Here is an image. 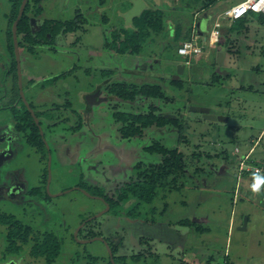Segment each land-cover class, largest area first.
<instances>
[{
	"label": "rangeland",
	"instance_id": "rangeland-1",
	"mask_svg": "<svg viewBox=\"0 0 264 264\" xmlns=\"http://www.w3.org/2000/svg\"><path fill=\"white\" fill-rule=\"evenodd\" d=\"M39 1L42 13L38 18L30 16L33 35L44 19L72 22L76 15L82 16L80 28L59 34L46 48L19 49L24 95L48 118L41 129L61 160L54 165L53 156L50 193L68 192L56 198L34 192L27 201L26 191L44 184L39 180H45L47 161L26 145L8 110L14 106L19 111L22 106L11 50V4L0 0V215L12 216L31 229L27 244L9 253L5 251L7 226L0 224V264L10 259L18 264H45L31 249L32 238L41 244L47 233L60 242L56 260L74 261L77 253L106 260L107 249L101 242L81 245L73 238L82 222L103 211L104 205L72 189L98 198L130 197L132 184L143 189V171L164 166L162 156L145 158L141 152L154 143L183 154L185 175L172 176L176 182L167 177L165 188L158 189L149 204L134 208L131 197L120 202L90 221L79 237L116 238L118 243L112 247L114 255L125 259L122 264H205L202 259L207 256L217 264L224 253L231 264H264V25L255 20L236 36L226 31L218 49L202 43L207 58L204 54L186 58L176 54L178 32L171 39L161 33L141 43L125 36L136 32L130 20L133 9L137 13L131 7L133 0ZM242 1L223 0L216 9L223 12ZM169 21L179 27V18ZM120 43H127V52L116 51ZM186 60L185 67L194 66L182 74L183 85L175 89L170 81L179 62ZM213 77H218V83L208 85ZM117 84L156 85L161 97L137 96L124 102L110 94ZM97 87L99 102L91 104L88 115L81 97ZM190 107L208 108L227 121L207 122ZM120 112L175 115L183 131L178 133L173 125L152 126L126 142L117 135L121 124L114 115ZM77 122L84 129L72 135ZM251 148L250 155L244 156ZM198 154L195 161L191 156ZM244 157L260 166H256L259 173H246L243 179L238 167ZM257 183L260 190L254 192ZM13 194L19 196L16 204L7 199ZM244 218L246 229L241 231ZM182 220L191 225L178 224ZM136 256L141 258L138 263L133 261Z\"/></svg>",
	"mask_w": 264,
	"mask_h": 264
},
{
	"label": "trees",
	"instance_id": "trees-1",
	"mask_svg": "<svg viewBox=\"0 0 264 264\" xmlns=\"http://www.w3.org/2000/svg\"><path fill=\"white\" fill-rule=\"evenodd\" d=\"M22 0H10L11 10H12V19L11 24L15 20L17 16V12ZM201 1V0H200ZM218 0H202V9L205 10L211 5H213ZM39 0H28L23 12L21 19L17 25V42L19 49L26 48L34 50L35 47L38 46H48L50 45L51 41L55 39L59 34L63 33H71L80 28V24L82 22V16L80 14L76 15L72 22H61V21H52L48 19H44L42 22L39 31L34 35L31 34L30 30V16L38 18L39 15L42 13V8L38 6ZM37 7V8H36ZM251 14V17L255 18L259 23L264 25V16L248 13ZM247 14V15H248ZM246 15V16H247ZM245 16V17H246ZM241 18L236 20L232 23L229 32L236 33L240 30L244 29L245 26L248 24L250 20L247 18ZM165 16L161 11H154V10H144L139 16L135 17L132 20V25L136 29L135 33L132 32H125V36L129 39H136L138 43L143 41H147L152 36H158L165 30ZM235 25V26H233ZM180 35V32H178ZM12 39V37H11ZM50 40V41H49ZM141 41V42H140ZM12 42V40H11ZM228 42V41H227ZM127 43H120L119 46L116 48V51L119 53H125L128 50ZM11 50L13 52V44L11 46ZM138 52L139 47H137ZM187 61V60H186ZM13 65H15V61H13ZM218 77H213L207 83L208 85H215L218 83ZM171 85L177 89L181 88L183 85L182 80H174L171 81ZM110 94L114 95L115 97L119 98L122 101H130L137 96L148 97L151 99H157L161 97L160 89L158 86H142L140 88H135L132 86H128L126 84H117L112 85L110 89ZM115 117L122 120L124 123L130 121L131 123L127 126L125 133L127 135H132L134 133L140 134V130L142 128H146L152 125L157 127H162L166 124L173 125L178 127L179 131L182 133L183 129L178 126L177 120H166L163 117H157L155 115H125V114H116ZM13 118L16 122V127L19 131L29 132L28 135V143L32 145H42V141L40 139L38 128L34 123V120L28 113V111H24V113L14 112ZM41 124V123H40ZM79 126V125H78ZM77 129V128H76ZM155 152L161 154V156H167L163 161L164 166L161 170L154 169L152 171H144L143 175L145 177L144 181L142 182L143 189L138 190V187L135 184H132L130 187L129 192H131V198L135 204V208L140 203L149 204L153 201L156 197L157 190L165 188V180L167 177L172 176H184L186 171V166L183 161L184 156L178 149L167 150L164 147L160 146L159 144L155 143L153 147L150 148ZM201 155H193L191 156L195 161H198ZM206 157L210 158L209 154ZM169 164V167L167 165ZM255 166H260L258 164H254ZM238 167V166H237ZM249 174V173H247ZM244 175H246L244 173ZM181 176V177H182ZM256 178V174L253 175ZM176 178V177H175ZM173 182H176L177 179H173ZM171 180V181H172ZM101 196V195H99ZM102 197V196H101ZM120 197V196H119ZM113 197L112 198H105V201L109 204L110 209H116L119 206L120 202H125L129 200V196L125 197ZM103 198V197H102ZM136 216V215H135ZM0 224L5 225L6 227V239H7V247L6 252L15 253L18 252L22 245H26L28 242V236L31 233V229L29 227H22L18 221H15L12 216H4L0 215ZM178 224L180 225H191L188 220L179 221ZM34 245L31 249V254L35 257H43L47 264H51L55 258L60 253V242L58 241L57 237L53 234H44L42 236V243H38V239L36 237L32 238ZM113 251V250H112ZM114 252V251H113ZM97 259H91L92 262L96 261ZM214 260V258L210 259L209 262ZM110 264V263H108ZM210 264V263H208Z\"/></svg>",
	"mask_w": 264,
	"mask_h": 264
},
{
	"label": "flooded vegetation",
	"instance_id": "flooded-vegetation-1",
	"mask_svg": "<svg viewBox=\"0 0 264 264\" xmlns=\"http://www.w3.org/2000/svg\"><path fill=\"white\" fill-rule=\"evenodd\" d=\"M9 3H10V0H9ZM42 25V24H41ZM195 26H196V24H195ZM196 28V27H195ZM197 29V28H196ZM209 32H210V30L208 31V32H206V38H207V36H208V34H209ZM12 37V36H11ZM50 41V40H49ZM13 44V43H12ZM38 47H40V48H46L47 46H38ZM19 48V47H18ZM14 54V53H13ZM19 58H20V55H19ZM14 61H15V56H14ZM15 68H16V62H15ZM16 76H17V74H16ZM182 76V75H181ZM181 76H179V78L178 79H176L175 77L171 80V81H174V80H176V81H178V80H182V79H180V77ZM21 77H22V74H21ZM61 78H64V77H61ZM60 78V79H61ZM59 79V78H58ZM65 79V78H64ZM61 80H63V79H61ZM171 81H170V83H171ZM10 84H11V82H10ZM17 89H18V85H17ZM22 91H23V86H22ZM96 92H99L100 93V90H99V87H97L96 89H94L90 94H87V95H83L82 97H81V102H83L84 104H85V110L84 111H86V114H90L91 112H89V111H91V109H90V107H91V104H94V103H98L99 102V96L97 97V100H95L94 102H89L88 101V97L89 96H91L92 94H94V93H96ZM23 94H24V91H23ZM18 95H19V91H18ZM24 98H25V100H26V97H25V95H24ZM151 99V98H150ZM19 101H20V103H21V110H22V112H21V110L19 109V111L21 112V113H24V111L26 110V111H28V113L30 114V116L32 117V119L34 120V117L37 119V121H38V124H36L35 123V121H34V123H35V125L37 126V128H38V133H39V136H40V139H41V141H42V145H39V144H34V145H32V144H30V143H28V135H29V132H23V131H19L18 129H17V127H16V125H15V128H16V131L19 133V135H20V137H22L23 139H24V141H26V145L27 146H30L31 148V150H33L35 153H38L40 156H42V154H43V156L45 157V160L47 161V163H46V174H45V180L43 179V177L39 180V181H41V182H44V184L42 185V187H36V189H31V190H27L26 191V195L28 196V200L27 201H29L30 200V198H32V194L35 192V193H37V194H39V195H41V194H43L44 192L48 195V196H50L51 198H54V197H52L51 195H55V194H51L50 193V184H51V165H52V160H53V156H54V165H55V162H58V164H61V160L57 157V153H58V150H57V148L56 149H54V148H52L51 146H49V144L46 142V139H45V136H44V131L41 129V127H42V124H43V120H46V119H48L47 117L45 118V117H42L43 116V114L41 113V112H43V111H41V110H39V111H41V112H39L38 110H36L33 106V104H30L27 100H26V103H27V106H28V108L26 107V105L23 103V101L21 100V98L19 97ZM124 102H128V101H124ZM14 108V106H12V107H8V110L10 109V112L12 113V115L14 114V112H19L18 111V109H13ZM30 110L33 112V114H34V117L32 116V114H31V112H30ZM19 112V113H20ZM117 114H125V115H134V116H139V115H136V114H133V113H125V112H120V113H117ZM148 115H150V114H148ZM165 115H170V116H175V115H171V114H167V113H163L162 115H161V117H163L164 119H166V120H169V119H172V120H177L175 117L174 118H165ZM115 116V115H114ZM156 116V115H155ZM117 120H115L116 121V123L117 122H119L120 124H121V129H120V132L119 133H117V135H118V137L121 139V140H123V141H126V142H128V141H130V140H132V139H135V138H138L139 136H141L143 133V131H144V129H146V128H149V127H152V126H155V125H152V126H149V127H146V128H142L141 130H140V134H137V133H134V134H132V135H127L126 133H125V131H126V128H127V126L131 123L130 121H128V122H123L122 120H120V119H118V118H116ZM178 121V120H177ZM42 122V123H41ZM16 123V122H15ZM41 123V124H40ZM79 125V126H78ZM166 125H170V124H166ZM166 125H164V126H162V127H165ZM180 128H182L183 129V127H182V125L180 126V125H178ZM155 127H157V126H155ZM162 127H158V128H162ZM175 127V126H174ZM77 128V129H76ZM89 128V127H88ZM175 128H177L178 129V127H175ZM82 129H84L83 128V126H80V122H77L76 123V125L75 126H73L72 128H71V130H70V134H72V135H76V134H81L82 133ZM87 129V128H86ZM40 131L42 132V134L40 133ZM178 131V133H181L180 131H179V129L177 130ZM155 144V143H154ZM154 144H152V145H149V146H146V148L145 149H142L141 150V152L143 153V155H144V157L145 158H147V157H149V156H151V154H156V155H160L161 156V154H159V153H157V152H155L154 150H151L150 148L151 147H153V145ZM158 144V143H157ZM161 146V145H160ZM163 147V146H162ZM166 149V148H165ZM168 150V149H167ZM42 153V154H41ZM125 154H127V153H125ZM132 156V155H131ZM162 160H164L165 158H167V156H162ZM42 159V158H41ZM42 161V160H41ZM40 161V162H41ZM85 161H87V160H85ZM141 161L140 160H138L135 164H133V165H136L137 163H140ZM48 164H49V171H50V183H49V186H48V192H47V190H46V186H47V180H48ZM132 165V166H133ZM154 170V169H153ZM144 172V171H143ZM74 190H76V191H80L81 189H79V188H73ZM64 192H66V191H64ZM64 192H61V193H64ZM81 192V191H80ZM25 192H23V193H21V195L22 194H24ZM41 193V194H40ZM20 194V193H19ZM57 194V193H56ZM20 195V196H21ZM18 195L17 194H13V195H11L10 196V198H7V199H9V200H12V203H14V204H16L17 202V200H18ZM25 199V198H24ZM101 199H103V201H100L103 205H104V209H105V204H108L106 201H105V199L104 198H101ZM99 201V200H98ZM108 206H109V204H108ZM135 206V204H134V202H133V207ZM135 208V207H134ZM111 209H110V206H109V210H108V212L110 211ZM107 212V213H108ZM107 213H105V214H107ZM104 215V214H103ZM101 217V216H100ZM134 217V216H133ZM137 217V216H136ZM135 217V218H136ZM90 218V217H89ZM87 220V219H86ZM86 220H84L83 222H82V224L86 221ZM92 221V220H91ZM89 222L90 221H88V222H85L84 224H83V226L79 229V231H78V233H77V239L79 240V241H83V240H86V239H91V238H94V237H99L98 235H93V236H91V237H82V238H80L79 236L80 235H83V231H84V229L86 228V226L89 224ZM81 224V225H82ZM80 225V226H81ZM79 226V227H80ZM48 234H50V233H48ZM85 236V235H84ZM74 238V237H73ZM101 238V237H100ZM106 243H107V245H108V247L110 248V251H111V253H112V258H113V262H114V264H122L124 261H125V259L124 258H118V256H116V255H114V249H113V247H112V243L113 242H117L118 243V241H117V239L116 238H113V239H105V238H102ZM116 240V241H115ZM74 241L77 243V244H81V243H79V242H77L75 239H74ZM102 243V242H101ZM103 244V243H102ZM81 245H84V244H81ZM104 245V244H103ZM105 246V245H104ZM113 250V251H112ZM40 257V256H39ZM134 258V257H133ZM57 258H55V260L51 263V264H108V263H110L111 264V262H110V259H109V257H108V254H107V259L106 260H101V259H99V258H94V257H90V256H85V255H80L79 253H77V254H75V258H73L74 259V261L71 259H69V261H63L62 262V260H60V259H58V260H56ZM91 259H97L96 261H94V262H92L91 261ZM141 258H140V256H136L134 259H133V261H134V263H138L139 262V260H140ZM45 260V259H44ZM159 260V257H155L154 258V261H158ZM10 264V263H13V264H18V262H16V261H14L13 259H10L9 261H7V262H5L4 264ZM154 262H152L151 264H153ZM45 264H47L46 263V261H45ZM156 264V263H155Z\"/></svg>",
	"mask_w": 264,
	"mask_h": 264
},
{
	"label": "crops",
	"instance_id": "crops-1",
	"mask_svg": "<svg viewBox=\"0 0 264 264\" xmlns=\"http://www.w3.org/2000/svg\"><path fill=\"white\" fill-rule=\"evenodd\" d=\"M223 0H218L217 2H215L213 5H211L210 7H208L207 9L203 10L202 9V0H133V5L131 7L136 8L137 9V13L134 14V10L133 9V14L130 15V20L132 23V20L139 16L144 10H156V11H161L164 16H167V11L172 12V14H169L170 17L173 19L175 18H179V21L177 23H179V27H176L174 25V22L169 21V18L166 17V25L167 28L163 31V33L168 35V38H174L176 37V33L180 32V40L178 41L177 47H180L183 43L190 41L192 38H197L198 42L200 43V46L202 48V53L203 52V47H202V43L204 42V38H206V32H208L212 25L213 22L215 20V17H217V15H219V13L221 14L222 12L217 11V5L220 4V2ZM185 3V4H183ZM187 10V13L185 12H181L183 10ZM227 9V8H225ZM217 11V12H216ZM121 13H125V15H127L128 13L126 11H123ZM177 16H174L175 14ZM128 16V15H127ZM181 16H184L183 18H181ZM245 18H247L248 20H250L248 22V24L250 22L255 21L256 19L251 17V14H248ZM196 23H200V27L199 29L195 28V24ZM233 22H229V21H225L224 24L221 26L220 28V38L222 37L223 33H225L227 31V33H229L231 36H236L237 34H239V32L236 33H231L229 32V29L231 27ZM199 32L202 33V36H198ZM224 37V36H223ZM219 38V39H220ZM230 40V39H228ZM210 47V46H209ZM219 47V42L216 45V49H218ZM211 48V47H210ZM177 54V51H176ZM178 55V54H177ZM200 55V54H199ZM180 56V55H178ZM192 56V55H191ZM189 56V57H191ZM204 56L207 58L208 57V53L206 52V54H204ZM183 57V56H181ZM186 57V58H189ZM184 62H189V61H182L179 62V64H183ZM191 62V61H190ZM191 66L194 65H186L184 72H186V70H189ZM253 151V149L251 148L249 150V152L246 155H250V153ZM237 153V152H236ZM246 174V173H245ZM250 174V173H249ZM243 175V179H244ZM255 180V178H254ZM213 259L212 256H207L205 258L202 259V261L205 264H212L214 263V260H212L211 262L210 259ZM217 264H231V262L228 259V256L226 255V253H224V256L222 257V262H218Z\"/></svg>",
	"mask_w": 264,
	"mask_h": 264
},
{
	"label": "water",
	"instance_id": "water-1",
	"mask_svg": "<svg viewBox=\"0 0 264 264\" xmlns=\"http://www.w3.org/2000/svg\"><path fill=\"white\" fill-rule=\"evenodd\" d=\"M27 1L28 0H22L21 3H20V6H19V9H18V12H17V16H16L15 20L12 23L11 36H12V43H13V53H14L15 62H16L17 85H18L19 97L21 98L23 103L28 108L26 100L24 98L23 91H22V78H21V71H20L19 48H18V42H17V25H18V22H19V20L21 19L22 15H23V12H24V9H25ZM195 27L197 29H199L200 23H196ZM198 36H202V33L199 32ZM184 69H185V64L177 65V67H176V75H175L176 79H178L179 76H181L183 74ZM98 95H99V92H96V93L92 94L91 96L88 97V101L89 102H94L95 100H97ZM190 111L200 114L202 116L203 120H205L207 122H210V123H214V122L225 123L227 121L226 118H223V117L216 116V115L212 114L210 112V110L208 108H205V107H190ZM30 112H31L32 116L34 117L33 112L31 110H30ZM165 118L168 119V118H174V117L170 116V115H165ZM34 121H35L36 124H38V121H37V119L35 117H34ZM40 133L42 134L41 131H40ZM49 183H50V171H49V164H48V180H47V186H46L47 192H48ZM72 190H74V189H72ZM80 191H81V193L83 195H85L86 197H88L90 199L103 201V199L91 196L89 193H87L84 190H80ZM66 192H68V191H66ZM64 193H57V194L51 195V196L56 198V197L62 196ZM108 210H109V206H108V204H105V209L103 211H101L100 213L88 218L85 222H88V221H91V220L99 218L103 214L107 213ZM246 223H247V218H244L243 224L239 228V230L244 231L246 229ZM83 224L80 227H78L77 230L75 231V233L73 235L74 239L77 242L81 243V244H88V243H91V242H94V241L102 242L105 245L106 249H107V254H108V257L110 259L111 264H114L110 248L108 247L107 243L102 238L94 237V238L86 239V240H83V241H79L77 239V233H78L79 229L83 226ZM10 264H13V263H10Z\"/></svg>",
	"mask_w": 264,
	"mask_h": 264
},
{
	"label": "built area",
	"instance_id": "built-area-1",
	"mask_svg": "<svg viewBox=\"0 0 264 264\" xmlns=\"http://www.w3.org/2000/svg\"><path fill=\"white\" fill-rule=\"evenodd\" d=\"M248 13L264 16V0H244L224 10L215 18L207 38H204L205 43H208L210 47H216L219 42L220 28L222 26L220 21L234 22L245 17ZM201 53L202 48L195 37L183 43L177 49V54L183 57H189L194 54L199 55ZM188 63L189 62H187V64ZM247 159L248 157H244L239 162L238 169L240 173H259L256 166H254L252 162H247Z\"/></svg>",
	"mask_w": 264,
	"mask_h": 264
},
{
	"label": "clouds",
	"instance_id": "clouds-1",
	"mask_svg": "<svg viewBox=\"0 0 264 264\" xmlns=\"http://www.w3.org/2000/svg\"><path fill=\"white\" fill-rule=\"evenodd\" d=\"M259 190H260V184H259V183L254 184V185H253V191H254V192H258Z\"/></svg>",
	"mask_w": 264,
	"mask_h": 264
}]
</instances>
